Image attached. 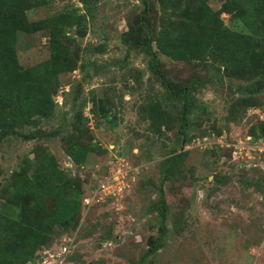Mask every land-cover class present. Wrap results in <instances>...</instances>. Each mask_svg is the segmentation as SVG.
I'll list each match as a JSON object with an SVG mask.
<instances>
[{"label": "rangeland", "instance_id": "1", "mask_svg": "<svg viewBox=\"0 0 264 264\" xmlns=\"http://www.w3.org/2000/svg\"><path fill=\"white\" fill-rule=\"evenodd\" d=\"M149 1L152 9L145 22L153 32L166 16L158 0ZM208 3L214 11L222 5L221 0ZM86 4L48 0L46 6L28 11L27 17L37 21L63 12L86 14L81 32L77 28L69 32L72 48L78 51V69L60 76L54 117L41 127L66 133L80 114L100 150L90 153L82 167L70 168L61 135L44 140L5 137L0 140V191L19 165L33 157L37 145L80 178L84 191L118 166L126 173L128 188L118 201H89L81 208L77 228L39 249L28 264H264V162L262 168L242 164L234 154L230 158L225 146L212 144L217 135L224 144L239 141L259 123L251 111L257 107L264 111L261 78L241 73L228 78L216 64L178 62L158 54L160 73L173 88H193L185 130L189 142L184 143L177 138L183 101L169 97L151 73L149 58L121 40L124 32L139 29L146 10L143 1L87 0ZM221 18L232 31L244 30L235 17L221 14ZM17 56L22 68L46 60V35H20ZM238 85L258 89L252 96L256 106L245 110L237 106L243 98L236 92ZM157 101L170 116V131L155 133L146 120L147 106ZM105 110L110 119L103 118ZM183 152L187 154L182 178L163 186L170 231L162 236L158 215L149 211L156 200L159 163ZM157 239L160 248L147 253Z\"/></svg>", "mask_w": 264, "mask_h": 264}, {"label": "trees", "instance_id": "2", "mask_svg": "<svg viewBox=\"0 0 264 264\" xmlns=\"http://www.w3.org/2000/svg\"><path fill=\"white\" fill-rule=\"evenodd\" d=\"M79 1L87 7V0ZM142 1L146 10L140 16L139 29L124 32L121 40L149 58L151 73L169 97L183 101L178 117V140L189 142L185 130L193 88H173L160 73L158 54L178 62L216 64L228 78L238 74L259 77L261 90H264V0H221L219 11L209 6L210 0H158L166 21L153 32L145 22L152 6L149 0ZM47 3L48 0H0V140L8 136L44 140L61 135L71 167L78 168L85 164L90 153L100 150L86 119L76 114L75 122L70 124L72 130L66 133L57 129L45 131L41 124L54 117L53 98L60 87V76L78 69V51L73 49L69 32L74 28L81 32L86 14L71 11L42 20H28V11ZM221 14L235 17L244 30L229 29ZM39 32L46 35L49 57L20 67L18 37ZM103 48L100 46L98 50L102 52ZM236 92L243 96L237 100L238 107L245 110L256 106L252 96L258 89L253 85H238ZM147 109L146 120L155 133L172 129L170 116L161 108L160 101ZM102 116L110 119L107 110L102 111ZM257 120L259 123L246 132L253 140L264 137V121L259 117ZM226 149L231 158L232 149ZM186 154L174 153L159 163L156 200L149 211L158 215L162 236L170 231L163 186L182 178L181 167ZM32 155L8 177L0 191V264H28L36 259L38 250L50 246L54 238L74 231L79 225L81 208L85 206V194L93 189L84 191L80 178L73 176L69 168L62 169L43 146H35ZM159 248L157 239L147 253Z\"/></svg>", "mask_w": 264, "mask_h": 264}, {"label": "built area", "instance_id": "3", "mask_svg": "<svg viewBox=\"0 0 264 264\" xmlns=\"http://www.w3.org/2000/svg\"><path fill=\"white\" fill-rule=\"evenodd\" d=\"M251 112L257 115L260 120L264 121L263 110L254 108ZM202 139L206 142L208 138L204 137ZM213 139L214 141L212 144L215 146L221 148L225 146L226 148L232 149V154H234L242 164L247 163L254 168H262L260 164L264 162V137L253 140L250 135L245 133L241 140L235 141L232 139V142L226 144L221 140V136L213 137ZM205 145H207V143ZM200 148H202L201 145ZM68 167H71V165L69 164ZM127 188L126 173L122 172L121 167L118 166L110 171L108 176L100 181L96 187L86 192L83 203L87 206L89 201L96 204L106 203L111 200L118 201Z\"/></svg>", "mask_w": 264, "mask_h": 264}]
</instances>
